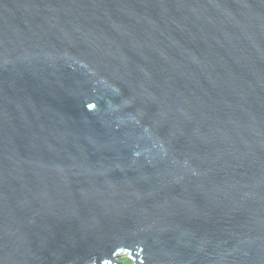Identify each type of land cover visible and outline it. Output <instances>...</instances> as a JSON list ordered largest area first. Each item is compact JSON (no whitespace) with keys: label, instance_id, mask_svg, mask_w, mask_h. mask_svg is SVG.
Instances as JSON below:
<instances>
[{"label":"water","instance_id":"95a60500","mask_svg":"<svg viewBox=\"0 0 264 264\" xmlns=\"http://www.w3.org/2000/svg\"><path fill=\"white\" fill-rule=\"evenodd\" d=\"M264 264V0H0V264Z\"/></svg>","mask_w":264,"mask_h":264},{"label":"rangeland","instance_id":"374dc122","mask_svg":"<svg viewBox=\"0 0 264 264\" xmlns=\"http://www.w3.org/2000/svg\"><path fill=\"white\" fill-rule=\"evenodd\" d=\"M117 261L122 264H132L126 254H122V256L118 257Z\"/></svg>","mask_w":264,"mask_h":264}]
</instances>
